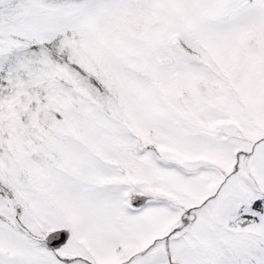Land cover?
Listing matches in <instances>:
<instances>
[{
    "label": "snow or ice",
    "instance_id": "snow-or-ice-1",
    "mask_svg": "<svg viewBox=\"0 0 264 264\" xmlns=\"http://www.w3.org/2000/svg\"><path fill=\"white\" fill-rule=\"evenodd\" d=\"M0 264H264V0H0Z\"/></svg>",
    "mask_w": 264,
    "mask_h": 264
}]
</instances>
